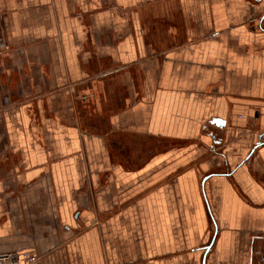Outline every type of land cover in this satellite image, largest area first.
Masks as SVG:
<instances>
[{"label":"crops","instance_id":"obj_1","mask_svg":"<svg viewBox=\"0 0 264 264\" xmlns=\"http://www.w3.org/2000/svg\"><path fill=\"white\" fill-rule=\"evenodd\" d=\"M27 251L264 264V0H0V253Z\"/></svg>","mask_w":264,"mask_h":264},{"label":"built area","instance_id":"obj_2","mask_svg":"<svg viewBox=\"0 0 264 264\" xmlns=\"http://www.w3.org/2000/svg\"><path fill=\"white\" fill-rule=\"evenodd\" d=\"M38 260L34 251L23 252L21 257L16 252L0 253V264H37Z\"/></svg>","mask_w":264,"mask_h":264},{"label":"rangeland","instance_id":"obj_3","mask_svg":"<svg viewBox=\"0 0 264 264\" xmlns=\"http://www.w3.org/2000/svg\"><path fill=\"white\" fill-rule=\"evenodd\" d=\"M240 118V117H239ZM221 135H223L222 137L223 138H226V133H222ZM229 142V141H228ZM227 142V143H228ZM223 144H224V142H223ZM223 144L222 145H220V146H223ZM196 251V250H195ZM197 253L196 252H192L191 253V259H189V261H191V263L190 264H197V258L195 259V255H196Z\"/></svg>","mask_w":264,"mask_h":264},{"label":"water","instance_id":"obj_4","mask_svg":"<svg viewBox=\"0 0 264 264\" xmlns=\"http://www.w3.org/2000/svg\"><path fill=\"white\" fill-rule=\"evenodd\" d=\"M213 123L214 124H216L217 126H223V125H225V120H223V119H220V118H215L214 120H213Z\"/></svg>","mask_w":264,"mask_h":264}]
</instances>
